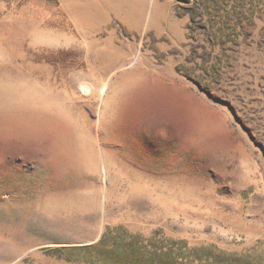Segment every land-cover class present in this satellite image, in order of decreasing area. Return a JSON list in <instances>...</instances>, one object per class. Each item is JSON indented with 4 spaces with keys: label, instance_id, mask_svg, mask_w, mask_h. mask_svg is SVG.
Returning <instances> with one entry per match:
<instances>
[{
    "label": "rangeland",
    "instance_id": "1",
    "mask_svg": "<svg viewBox=\"0 0 264 264\" xmlns=\"http://www.w3.org/2000/svg\"><path fill=\"white\" fill-rule=\"evenodd\" d=\"M0 264H264V0H0Z\"/></svg>",
    "mask_w": 264,
    "mask_h": 264
}]
</instances>
